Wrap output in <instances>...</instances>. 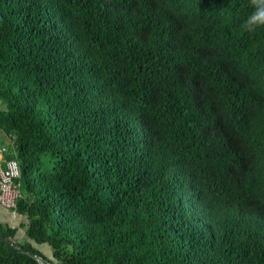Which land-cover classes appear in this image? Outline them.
Masks as SVG:
<instances>
[{"label": "trees", "instance_id": "16d2710c", "mask_svg": "<svg viewBox=\"0 0 264 264\" xmlns=\"http://www.w3.org/2000/svg\"><path fill=\"white\" fill-rule=\"evenodd\" d=\"M253 11L0 0V162L20 164L31 240L0 223V264H264Z\"/></svg>", "mask_w": 264, "mask_h": 264}, {"label": "built area", "instance_id": "2783aa9c", "mask_svg": "<svg viewBox=\"0 0 264 264\" xmlns=\"http://www.w3.org/2000/svg\"><path fill=\"white\" fill-rule=\"evenodd\" d=\"M4 154L5 149H2L1 155ZM21 178L22 171L17 161L0 162V206L2 208L13 210L24 198Z\"/></svg>", "mask_w": 264, "mask_h": 264}, {"label": "crops", "instance_id": "0c3cea01", "mask_svg": "<svg viewBox=\"0 0 264 264\" xmlns=\"http://www.w3.org/2000/svg\"><path fill=\"white\" fill-rule=\"evenodd\" d=\"M1 137L2 133H0V138ZM0 223L19 229L18 237L21 235H26L28 237L27 231L30 224L28 216L22 215L15 210H7L0 207Z\"/></svg>", "mask_w": 264, "mask_h": 264}, {"label": "clouds", "instance_id": "9594fccd", "mask_svg": "<svg viewBox=\"0 0 264 264\" xmlns=\"http://www.w3.org/2000/svg\"><path fill=\"white\" fill-rule=\"evenodd\" d=\"M250 6L254 11L248 16L242 28L248 32H255L258 28H264V0H250Z\"/></svg>", "mask_w": 264, "mask_h": 264}, {"label": "rangeland", "instance_id": "374dc122", "mask_svg": "<svg viewBox=\"0 0 264 264\" xmlns=\"http://www.w3.org/2000/svg\"><path fill=\"white\" fill-rule=\"evenodd\" d=\"M4 144V140L1 139L0 140V145H3ZM17 241L18 243L22 244V245H27L29 242H31L30 238L27 237L26 235H21L17 238ZM42 249L46 252V254L48 256H50L51 258H53V254H52V251H51V248L50 247H42Z\"/></svg>", "mask_w": 264, "mask_h": 264}, {"label": "water", "instance_id": "95a60500", "mask_svg": "<svg viewBox=\"0 0 264 264\" xmlns=\"http://www.w3.org/2000/svg\"><path fill=\"white\" fill-rule=\"evenodd\" d=\"M1 207V206H0ZM0 240L3 241L4 243H6L7 245L10 246H15V244L11 243L10 241H8L7 239L3 238L0 236Z\"/></svg>", "mask_w": 264, "mask_h": 264}]
</instances>
